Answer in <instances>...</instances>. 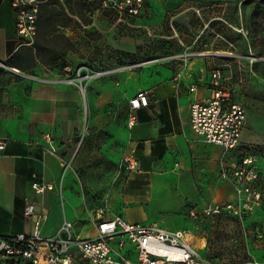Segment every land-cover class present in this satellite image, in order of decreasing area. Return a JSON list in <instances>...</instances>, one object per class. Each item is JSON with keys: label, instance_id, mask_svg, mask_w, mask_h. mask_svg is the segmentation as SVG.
I'll return each mask as SVG.
<instances>
[{"label": "rangeland", "instance_id": "obj_1", "mask_svg": "<svg viewBox=\"0 0 264 264\" xmlns=\"http://www.w3.org/2000/svg\"><path fill=\"white\" fill-rule=\"evenodd\" d=\"M1 4L2 23L14 30L10 1ZM63 5L67 11L72 7L74 14L57 30L74 48L57 66L37 63L33 74L2 66L4 80H23L24 95L39 109H21L17 100H9L0 116L16 121L54 153L47 162L56 164L57 188L65 190L77 231L90 232L88 213L104 208L131 221L144 218L169 229L189 230L195 243L204 246L200 253L216 264L264 262V208L242 217L202 213L204 205L234 197L220 169L241 154L222 151L214 167L207 165V154L195 157L192 178L181 173L182 181L194 185L190 194L158 181L153 188L148 178L140 177L137 149L127 132L128 99L152 69L179 73L191 65L208 79L218 64L231 76L225 83L249 109V126L259 139L251 143L264 154V0H147L143 13L129 24L81 1ZM21 42L15 35L10 48ZM157 58L171 60L153 62ZM87 71L102 75L80 82ZM127 157L136 159L135 167H129ZM13 258L0 255V264Z\"/></svg>", "mask_w": 264, "mask_h": 264}, {"label": "built area", "instance_id": "obj_2", "mask_svg": "<svg viewBox=\"0 0 264 264\" xmlns=\"http://www.w3.org/2000/svg\"><path fill=\"white\" fill-rule=\"evenodd\" d=\"M46 1L11 0L21 44L34 43L39 13ZM82 1L128 24L140 17L147 3V0ZM99 75L102 74L87 71L78 79L84 82ZM230 77L220 65H214L209 98L193 102L190 108L191 128L197 136L206 143L222 147L226 153L238 151L241 154L238 161L220 169L221 179L233 186L236 199L205 206L203 216L229 212L242 217L264 208V154L256 144H243L248 110L246 104L234 96L233 87L225 83ZM150 101L147 90L139 91L130 99L129 127L137 123L134 111L148 106ZM47 138L52 144L49 134ZM4 147V142L0 141V149ZM127 160L129 167H135L136 159L127 157ZM33 188L44 192L53 189V185L34 182ZM25 214L34 218L32 232L0 235V255L14 257L9 264H216L200 253L204 246L195 243L193 234L186 229H169L157 222H129L122 214L97 208L88 213L90 232L79 233L75 221L64 218L55 233L43 235L42 223L48 215L36 213L34 203L26 205ZM192 214L196 215L194 211Z\"/></svg>", "mask_w": 264, "mask_h": 264}, {"label": "crops", "instance_id": "obj_3", "mask_svg": "<svg viewBox=\"0 0 264 264\" xmlns=\"http://www.w3.org/2000/svg\"><path fill=\"white\" fill-rule=\"evenodd\" d=\"M3 1L0 0V6ZM9 1L12 9L11 0ZM4 14H7L6 11ZM13 16L14 30L5 26L0 17V70L12 53L22 45L20 43L10 48L9 42L15 35L18 36L15 14ZM170 60L157 58L153 62ZM191 68L190 65L189 68L174 73L169 68L158 67L139 80L136 93L128 99L129 108L130 99L142 90L149 92L151 101L148 106L134 111L137 123L127 131L135 150L137 149L140 177L148 178L153 188L158 181L168 189L172 188L173 191L179 189L181 192L184 190L189 194L193 192L194 185L182 181L181 173L185 172L192 178L190 171L195 165V157L206 154L207 165L214 167L215 161L224 151L218 145L206 143L191 128V104L209 98L212 70L206 79V76H200L197 69ZM2 72L3 69L0 72V87L4 89L0 92V109H7L4 104L9 100L11 103L17 100L21 104V109H39L31 106V96L24 95L23 89L26 84L23 80L16 78L4 80ZM38 97L39 94L33 95V99ZM247 110L249 111L248 108ZM0 141L5 144V147L0 149V235L33 231L34 218L25 214L28 203H34L36 213L48 215V219L42 223L43 235L55 233L64 218L75 221L66 208L65 190L63 187L57 188L56 164L47 162L49 153H54L42 143V139L31 136L16 121L0 116ZM47 141L49 142L48 138ZM242 141L243 144L259 141L249 126L248 114ZM232 153L239 154L238 151L230 152ZM34 182L51 184L53 189L37 192L33 188ZM232 190L234 197L227 201L236 199L233 186ZM227 201H215L204 205L203 208ZM123 217L129 222H149L142 216L141 221H131L125 215Z\"/></svg>", "mask_w": 264, "mask_h": 264}, {"label": "trees", "instance_id": "obj_4", "mask_svg": "<svg viewBox=\"0 0 264 264\" xmlns=\"http://www.w3.org/2000/svg\"><path fill=\"white\" fill-rule=\"evenodd\" d=\"M68 1L71 0L65 2L48 0L42 5L34 43L32 45H20L7 60V66L33 74L39 62L54 66L60 64L63 57L74 48L72 40L57 30L58 25L67 24L71 20L72 14H74L72 7L67 11L63 5ZM73 1H81L88 6H92L82 0Z\"/></svg>", "mask_w": 264, "mask_h": 264}, {"label": "water", "instance_id": "obj_5", "mask_svg": "<svg viewBox=\"0 0 264 264\" xmlns=\"http://www.w3.org/2000/svg\"><path fill=\"white\" fill-rule=\"evenodd\" d=\"M4 65V64H3ZM16 70V68H14Z\"/></svg>", "mask_w": 264, "mask_h": 264}]
</instances>
